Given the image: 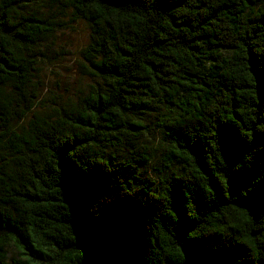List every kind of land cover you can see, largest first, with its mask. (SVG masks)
<instances>
[{"label": "trees", "instance_id": "16d2710c", "mask_svg": "<svg viewBox=\"0 0 264 264\" xmlns=\"http://www.w3.org/2000/svg\"><path fill=\"white\" fill-rule=\"evenodd\" d=\"M63 7L101 84L76 119L16 127ZM163 109L156 178L154 146L92 150ZM0 120V264H264V0H0Z\"/></svg>", "mask_w": 264, "mask_h": 264}, {"label": "rangeland", "instance_id": "374dc122", "mask_svg": "<svg viewBox=\"0 0 264 264\" xmlns=\"http://www.w3.org/2000/svg\"><path fill=\"white\" fill-rule=\"evenodd\" d=\"M46 18L54 30L42 37L28 52L34 61L26 88L28 104L31 103L32 107L24 118L15 122V126L19 128L25 127L35 117L48 121L60 118L76 119L89 92L101 84L95 73L97 69L93 58L87 51L91 40L88 23L70 7L50 10L46 13ZM5 91L8 97L16 102L15 105H23L11 85L7 86ZM161 112L166 114L163 109L141 116V121L148 131L139 137L124 136L120 138L121 141L112 139L111 142L94 146L92 150L102 152L106 156L121 157L132 148L131 142L136 145L154 146L158 151L146 175L156 178L153 165L162 149L169 145L163 127L157 125L162 117ZM68 126L72 129V122ZM6 250L8 261L18 257L19 251L13 243L9 244Z\"/></svg>", "mask_w": 264, "mask_h": 264}]
</instances>
